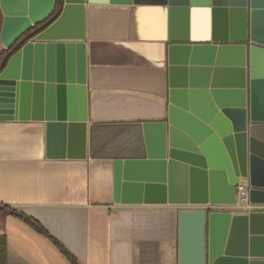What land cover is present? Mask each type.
Listing matches in <instances>:
<instances>
[{
  "label": "water",
  "instance_id": "95a60500",
  "mask_svg": "<svg viewBox=\"0 0 264 264\" xmlns=\"http://www.w3.org/2000/svg\"><path fill=\"white\" fill-rule=\"evenodd\" d=\"M197 2L212 7L213 35L169 37L164 115L143 124L145 157L114 162L113 198L193 207L177 213L178 264H264V209L227 210L237 184L264 204V0H167ZM0 10V120L42 121L46 158L84 159L85 0Z\"/></svg>",
  "mask_w": 264,
  "mask_h": 264
},
{
  "label": "crops",
  "instance_id": "0c3cea01",
  "mask_svg": "<svg viewBox=\"0 0 264 264\" xmlns=\"http://www.w3.org/2000/svg\"><path fill=\"white\" fill-rule=\"evenodd\" d=\"M117 1L85 0V158H46L42 121L0 120V204L48 234L0 209L6 264H72L52 238L77 264H178L177 213L193 207L115 202L114 162L145 157L143 124L166 108L169 37L209 40L212 7Z\"/></svg>",
  "mask_w": 264,
  "mask_h": 264
},
{
  "label": "trees",
  "instance_id": "16d2710c",
  "mask_svg": "<svg viewBox=\"0 0 264 264\" xmlns=\"http://www.w3.org/2000/svg\"><path fill=\"white\" fill-rule=\"evenodd\" d=\"M1 24H2V13L0 10V30H1ZM5 53H6V50L0 47V63ZM0 209L3 213H11L23 219L25 222L30 224L31 227H33L36 231L42 233L45 236H48L45 229L37 221L33 220L32 218L25 216L23 213L15 209H12L11 207L7 205L0 204ZM52 241L72 264H77L76 261L67 253V251H65V249L55 239L52 238ZM6 257H7L6 238L4 234H1L0 235V264H6Z\"/></svg>",
  "mask_w": 264,
  "mask_h": 264
},
{
  "label": "built area",
  "instance_id": "2783aa9c",
  "mask_svg": "<svg viewBox=\"0 0 264 264\" xmlns=\"http://www.w3.org/2000/svg\"><path fill=\"white\" fill-rule=\"evenodd\" d=\"M235 191H236V204H235V206H238V207L245 209V210L263 209V207H261V206H256V205H253V204L248 202L247 190L241 184L236 185ZM210 209L220 211V210H225L226 206H224V205H212L210 207Z\"/></svg>",
  "mask_w": 264,
  "mask_h": 264
}]
</instances>
